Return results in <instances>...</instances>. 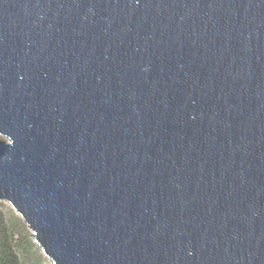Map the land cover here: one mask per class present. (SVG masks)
Here are the masks:
<instances>
[{
  "label": "water",
  "instance_id": "obj_1",
  "mask_svg": "<svg viewBox=\"0 0 264 264\" xmlns=\"http://www.w3.org/2000/svg\"><path fill=\"white\" fill-rule=\"evenodd\" d=\"M0 201L54 264H264V0H0Z\"/></svg>",
  "mask_w": 264,
  "mask_h": 264
},
{
  "label": "trees",
  "instance_id": "obj_2",
  "mask_svg": "<svg viewBox=\"0 0 264 264\" xmlns=\"http://www.w3.org/2000/svg\"><path fill=\"white\" fill-rule=\"evenodd\" d=\"M29 226L0 201V264H41Z\"/></svg>",
  "mask_w": 264,
  "mask_h": 264
},
{
  "label": "rangeland",
  "instance_id": "obj_3",
  "mask_svg": "<svg viewBox=\"0 0 264 264\" xmlns=\"http://www.w3.org/2000/svg\"><path fill=\"white\" fill-rule=\"evenodd\" d=\"M7 206H10V203L3 201ZM19 215V214H18ZM30 229V228H29ZM30 233H32L31 229H30ZM35 252L37 253L38 257H40L41 259V264H54L53 261L48 258L45 253L43 252L42 248L36 243L35 247H34Z\"/></svg>",
  "mask_w": 264,
  "mask_h": 264
}]
</instances>
